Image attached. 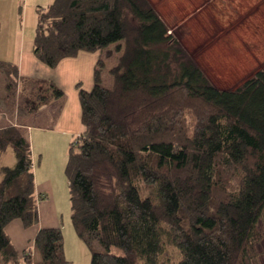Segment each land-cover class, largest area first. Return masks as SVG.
Returning <instances> with one entry per match:
<instances>
[{
  "label": "trees",
  "instance_id": "16d2710c",
  "mask_svg": "<svg viewBox=\"0 0 264 264\" xmlns=\"http://www.w3.org/2000/svg\"><path fill=\"white\" fill-rule=\"evenodd\" d=\"M115 45L112 87L76 85L82 131L68 148L70 219L90 264H254L264 217V70L215 87L148 0H54L37 11L33 56L49 69ZM0 112L38 114L64 96L0 62ZM18 94V98H17ZM0 264H32L5 227L38 224L31 145L0 129ZM42 264H69L60 228L33 239ZM118 248L121 255L111 252Z\"/></svg>",
  "mask_w": 264,
  "mask_h": 264
},
{
  "label": "rangeland",
  "instance_id": "374dc122",
  "mask_svg": "<svg viewBox=\"0 0 264 264\" xmlns=\"http://www.w3.org/2000/svg\"><path fill=\"white\" fill-rule=\"evenodd\" d=\"M148 1L168 26L169 34L177 38L187 55L218 89L234 90L257 71L264 70V0ZM114 47L110 45L97 52V59L99 56L104 64L101 85L106 88L112 87L109 70L119 56ZM18 103L17 100L10 109L13 116ZM25 136L31 144L39 221L30 228H24L19 220L5 227L11 247L18 254L30 253L32 264H42L33 239L39 229L58 227L68 263L90 264V252L75 234L70 219L65 166L72 139L35 129H29ZM0 164H14L10 151L1 157ZM257 230L262 240L255 246L254 264H264V217ZM111 252L121 255L118 248H112Z\"/></svg>",
  "mask_w": 264,
  "mask_h": 264
},
{
  "label": "crops",
  "instance_id": "0c3cea01",
  "mask_svg": "<svg viewBox=\"0 0 264 264\" xmlns=\"http://www.w3.org/2000/svg\"><path fill=\"white\" fill-rule=\"evenodd\" d=\"M53 1L0 0V62L15 64L20 79L49 80L64 93L61 100L31 117L20 119L16 114L13 116L14 112H0V129L12 125L26 139L25 133L35 129L43 134L65 135L73 141L82 131L76 85L85 91L91 90L97 53L81 52L75 58L61 61L55 69H49L35 59L33 38L37 11Z\"/></svg>",
  "mask_w": 264,
  "mask_h": 264
}]
</instances>
